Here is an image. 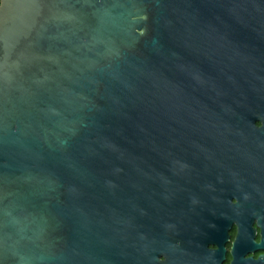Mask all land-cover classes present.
<instances>
[{"label": "water", "instance_id": "obj_1", "mask_svg": "<svg viewBox=\"0 0 264 264\" xmlns=\"http://www.w3.org/2000/svg\"><path fill=\"white\" fill-rule=\"evenodd\" d=\"M260 36L264 0H0V264L155 262L206 212Z\"/></svg>", "mask_w": 264, "mask_h": 264}, {"label": "flooded vegetation", "instance_id": "obj_2", "mask_svg": "<svg viewBox=\"0 0 264 264\" xmlns=\"http://www.w3.org/2000/svg\"><path fill=\"white\" fill-rule=\"evenodd\" d=\"M258 40L264 45L263 36ZM255 83V104L225 122L223 164L212 166L206 195L195 198L205 214L190 230L164 238L148 264H264V57Z\"/></svg>", "mask_w": 264, "mask_h": 264}]
</instances>
